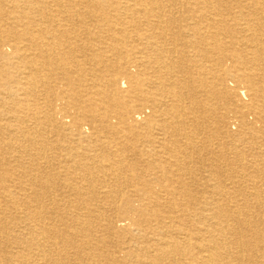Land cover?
<instances>
[{
    "label": "bare ground",
    "instance_id": "1",
    "mask_svg": "<svg viewBox=\"0 0 264 264\" xmlns=\"http://www.w3.org/2000/svg\"><path fill=\"white\" fill-rule=\"evenodd\" d=\"M229 1L0 0V264H264V0Z\"/></svg>",
    "mask_w": 264,
    "mask_h": 264
},
{
    "label": "rangeland",
    "instance_id": "2",
    "mask_svg": "<svg viewBox=\"0 0 264 264\" xmlns=\"http://www.w3.org/2000/svg\"><path fill=\"white\" fill-rule=\"evenodd\" d=\"M229 2H233L232 0L231 1H229ZM77 43H79V45H80V42H77ZM129 44H130V46L133 44L134 45V41L133 42H129ZM125 48H127V49H129L130 47L128 46V45H126L125 46ZM88 50H89V48L87 49L86 48V50L85 51H87L86 53L88 54V53H90L91 51L89 50V52H88ZM130 50H128V52H129ZM106 53V52H105ZM107 54H109V52L107 53ZM90 60V61H89ZM89 60L87 61V63L88 64H86L87 66H85L84 67V69H82L81 71H77L76 72V74L79 72V73H81L82 75H83V79H81V80H76L77 81V83L78 84H81L82 85V87L83 86H85L84 84H87L86 83V81H84V79H89V77H91L92 75H94L95 73L96 74H99L100 73V70H101V65H99V64H97V62H96V59H94V58H92V59H90L89 58ZM90 63V64H89ZM96 65H95V64ZM89 65H90V67H89ZM99 66V67H98ZM94 67V68H93ZM90 68V69H89ZM85 69H87V70H85ZM99 69V70H98ZM84 70V71H83ZM87 71V72H86ZM89 71H90V73H89ZM92 72V73H91ZM90 75V76H89ZM211 79H209V82L211 83V81H210ZM232 84L233 83H231V82H228L227 83V86L228 87H231L232 88ZM85 87H87V86H85ZM210 87V85L208 86V88ZM219 98H214V99H212L211 100V102H213V103H215V105L216 104H218V103H220L221 101L219 100ZM228 110V109H227ZM235 114V113H234ZM233 121V122H232ZM228 123H227V127L231 130V132H237L238 131V125L235 123V121H234V117L232 118V117H230L229 116V119H228V121H227ZM4 136L5 137H8L9 135L7 134V133H5L4 134ZM221 137H219V136H216V138H215V141H217V140H219ZM26 158H24L23 159V161H27V160H25ZM206 173L207 172H203V174L204 175H206ZM220 177V176H219ZM219 181V180H218ZM212 183H214V182H212ZM228 183V182H227ZM226 183V184H227ZM225 184V185H226ZM229 185V186H228ZM244 185V186H243ZM239 187L241 188V190L239 189ZM264 187V185L262 184V183H260V186H259V188L261 189V188H263ZM226 188L229 190V191H227V193H229V195H228V197H229V199L230 200H232L233 201V203L232 204H238V205H240V206H244L245 204H249V202L252 200V197H250V196H247L246 194L248 193L246 190L247 189H250L249 187H248V185L246 184V183H244V184H231V182L230 183H228L227 184V186H226ZM237 189V190H236ZM126 190H128V188H126ZM206 189H204V186H202V184L201 183H198L197 184V187H196V192H197V197L199 198V200H198V202L202 199V198H200L201 197V194L203 195V193H204V191H205ZM243 190V191H242ZM199 191V192H198ZM209 191L211 192V190L209 189ZM214 191H216V190H214ZM214 191H213V195H215V193H214ZM237 191V192H236ZM240 191V192H239ZM234 194V195H233ZM242 195V196H241ZM246 196V198H244L245 196ZM236 196H237V198H236ZM241 196V197H240ZM244 196V197H243ZM259 197H262V199L264 200V193L261 195L260 194V196ZM236 198V199H235ZM241 198H244V199H241ZM228 199V200H229ZM237 200H239V201H237ZM242 200H244V201H242ZM237 201V202H236ZM255 202V201H254ZM264 203V202H263ZM196 207H198V208H200V205H196ZM260 212H261V210H260ZM262 215V214H261ZM116 224H118V223H116ZM263 225H264V215L263 216H261L260 217V224H259V229H261V228H264L263 227ZM110 231V230H109ZM116 234V232L114 231L113 232V230H112V232H109V233H106V235H105V237H106V244L104 245L105 247L107 246V247H109V248H113V249H115L116 247H117V243H115V237H114V235ZM113 239V241H111ZM103 246V247H104ZM119 256H122V253H120L119 254ZM120 258V257H119ZM70 260H72V259H70ZM75 261H77V260H75ZM69 263H71V264H73V262L71 261H69ZM75 263V262H74Z\"/></svg>",
    "mask_w": 264,
    "mask_h": 264
}]
</instances>
